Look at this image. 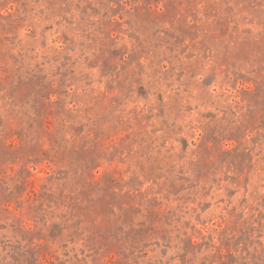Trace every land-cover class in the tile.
Here are the masks:
<instances>
[{
  "label": "rangeland",
  "instance_id": "374dc122",
  "mask_svg": "<svg viewBox=\"0 0 264 264\" xmlns=\"http://www.w3.org/2000/svg\"><path fill=\"white\" fill-rule=\"evenodd\" d=\"M0 264H264V0H0Z\"/></svg>",
  "mask_w": 264,
  "mask_h": 264
}]
</instances>
